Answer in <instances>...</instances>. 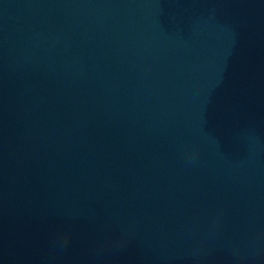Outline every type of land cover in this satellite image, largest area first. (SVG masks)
Segmentation results:
<instances>
[{
	"label": "water",
	"instance_id": "obj_1",
	"mask_svg": "<svg viewBox=\"0 0 264 264\" xmlns=\"http://www.w3.org/2000/svg\"><path fill=\"white\" fill-rule=\"evenodd\" d=\"M0 264H264V0H0Z\"/></svg>",
	"mask_w": 264,
	"mask_h": 264
}]
</instances>
